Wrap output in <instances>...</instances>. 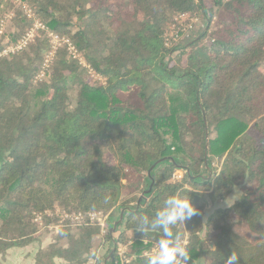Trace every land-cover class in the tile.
<instances>
[{
	"label": "trees",
	"instance_id": "16d2710c",
	"mask_svg": "<svg viewBox=\"0 0 264 264\" xmlns=\"http://www.w3.org/2000/svg\"><path fill=\"white\" fill-rule=\"evenodd\" d=\"M116 11L89 0H0V31L9 22L17 29L0 34V54L31 31L29 14L47 30L0 57V255L40 242L37 219L46 225L59 209L108 216L110 229L122 214L118 238L109 231L102 243L106 264H120L122 246V264H145L160 233L135 232L133 216H152L181 193L199 210L185 221L194 264H225L233 251V264H264V0H213L211 7L204 0H122ZM215 18L222 35L206 40ZM198 20L207 29L199 35ZM112 22L114 34L106 26ZM51 34L62 40L55 53ZM70 45L101 82L72 59ZM223 159L219 174L206 179ZM178 168L184 180L169 183ZM125 182L134 185L133 198H122ZM238 187L242 198L208 217L211 234L202 239L208 204ZM61 229L58 240L70 246L40 251L38 264L95 257L100 225L88 218L78 233ZM174 231L185 238L180 224Z\"/></svg>",
	"mask_w": 264,
	"mask_h": 264
},
{
	"label": "rangeland",
	"instance_id": "374dc122",
	"mask_svg": "<svg viewBox=\"0 0 264 264\" xmlns=\"http://www.w3.org/2000/svg\"><path fill=\"white\" fill-rule=\"evenodd\" d=\"M89 1L91 2V5L93 6V8H96V6H100V5L103 6V5H106L107 3H109V4H111V7L114 8V10H117L116 12H118L120 6L122 5V0H89ZM204 2H205L206 7H209V6L211 7V5H213V0H204ZM32 20H34V22H35L34 25L37 23L41 24L39 21L36 20V18L33 16V14H32L31 21ZM9 23H5V28L3 29L2 34H4V32H6V31H7L6 33L11 34L17 30L15 27V24H13V26H11V24H9ZM195 24L196 25H195L194 34L199 35L201 33L207 32L206 31L207 29L205 27L206 25L202 20L195 21ZM34 25L30 28V30H33V37L31 39L32 41L39 34V31H43L41 29L36 28ZM106 26L108 27V30H109V32H111V34L115 33L113 30V28L116 26L115 22H112L111 24L106 25ZM97 29L98 28L96 27V30ZM103 29H105V27H103L102 30ZM44 31H47V30H44ZM222 32H223V28L221 27L220 24H218L217 19L215 18L214 21L211 23V27L208 30V34H207L208 37L206 40H209L212 38H219V37H221ZM26 36L27 35H25V36L23 35V37L19 38L16 42H14V43L10 44L8 47H6L5 50H7V48L14 47L15 45L19 44ZM54 36H56V35H54ZM54 36L49 35V39H50V43L52 45L51 50L55 53L57 51V49L60 47L62 41H61V39L58 41V39H56ZM107 37H108V35H107ZM10 55H11L10 53L4 54V52H2L0 54V57L3 58V57H8ZM70 55H71L72 59L77 60L81 66H83L84 68H86L88 70L87 74L92 78L93 81H97V82L102 81L100 79V77H98L95 74L94 70L88 66L86 60L84 59V56L82 55V53H80L79 51L78 52L76 51V53H70ZM51 59H53L51 57V54L45 58V62L41 66L40 71L37 75V81H41V80L45 79V73H46L47 68H48V67H45V64L50 65ZM185 60H186V58H185ZM185 60H184V62H185ZM254 126H255V122L251 123L249 131H253L252 130L253 128L256 129ZM261 126L264 129V123H262ZM256 131L254 130V132H256ZM255 134L258 135L257 132ZM223 162H224V159L220 160V161H217V160L214 161V163L212 164V170L210 171V174L208 175L206 172H204L205 178L206 179L207 178L208 179H214L219 174V172L221 171ZM185 172L186 171L184 169H181V168H178L177 170H175L174 175L172 176V179L170 180L169 183H171V184L181 183L185 178V174H186ZM125 184L127 185V187L123 190L122 198L127 199V198H133V196H136L135 193H131V192H133L132 189L134 188V185L132 184L131 188H130V187H128L127 182H125ZM188 189H191V187H188ZM145 193H146V191L139 194L137 197V200L144 198L146 196ZM242 196H243V192L241 190V187H238L229 196V198L227 200L217 201L213 205L208 204V206H207L208 208L206 209L205 216L201 221V223L203 224V229L201 232V238L202 239L208 240L209 234H211L210 230L207 228V223H206L208 217L217 210L226 209V208L232 206L234 203L239 201L242 198ZM136 204H137L136 202H132L130 204V206L133 207ZM114 215L116 217H119L120 212L114 213ZM50 216H51L50 221L47 220L48 223L52 222V223H50V225H48V223L46 225H44L43 224L44 222L42 220L39 221L40 228H41L40 242L44 243L46 252H48L50 250L52 245H54L58 250L59 249H65V248H68L70 246L67 238H63V239L61 238L60 240H58V237L62 231L61 227L63 224L70 227V229L73 230V231L71 230L73 233H78L77 228H78L79 224H83L86 221H88V216L86 217V216L81 215L82 219L80 221H77L76 218L80 217V215L71 214V213L65 212V211L63 212V211H60L59 209H57V211H55V213H53V214L50 213ZM97 219L98 220H95L94 222L90 221L92 224H98V225L101 224L103 226L101 234L94 239V242H93L92 247H91V253L96 254L95 255L96 258L95 257L90 258L82 264H106L110 259V257H108V258L105 257V251L106 250L102 246V243L105 242L104 240L107 237L109 231H111L113 233L116 231H112L113 228L112 229L109 228V226L107 224L108 216H105L102 214H97ZM56 220H58V221H56ZM120 221L115 222V223L113 222L111 224V226L112 225L115 226L116 224L118 225ZM123 227L124 226H121L119 228V230L122 229ZM180 228L186 234L184 240L188 241L189 231L186 227V224L185 223L180 224ZM239 230L241 232H243L244 235L247 236V238L251 239L253 237V235H251L250 232L246 228L240 227ZM119 232H116L115 238H118ZM156 244H157V242H156ZM187 244H188V242H187ZM120 248L123 250L122 256H121V252L119 250ZM120 248L117 250V253H118V260H119L120 264H122L126 261L125 257H126V254L128 253V246H122ZM153 248L156 250V245H154ZM115 250L116 249H113V253H115Z\"/></svg>",
	"mask_w": 264,
	"mask_h": 264
},
{
	"label": "clouds",
	"instance_id": "9594fccd",
	"mask_svg": "<svg viewBox=\"0 0 264 264\" xmlns=\"http://www.w3.org/2000/svg\"><path fill=\"white\" fill-rule=\"evenodd\" d=\"M198 214L199 210L189 194L176 193L169 195L152 216L143 213L134 215L135 232L143 235L152 231L160 233L156 250L145 253V264H194L187 241L174 229ZM210 250L216 251L215 247ZM235 261H238V256L233 251L225 264Z\"/></svg>",
	"mask_w": 264,
	"mask_h": 264
},
{
	"label": "crops",
	"instance_id": "0c3cea01",
	"mask_svg": "<svg viewBox=\"0 0 264 264\" xmlns=\"http://www.w3.org/2000/svg\"><path fill=\"white\" fill-rule=\"evenodd\" d=\"M40 251H45L43 242H38L25 248L10 249L5 256L0 255V264H38L37 256ZM54 263L70 264L61 258H55Z\"/></svg>",
	"mask_w": 264,
	"mask_h": 264
},
{
	"label": "built area",
	"instance_id": "2783aa9c",
	"mask_svg": "<svg viewBox=\"0 0 264 264\" xmlns=\"http://www.w3.org/2000/svg\"><path fill=\"white\" fill-rule=\"evenodd\" d=\"M29 17H32V15H30L29 14ZM36 28H38V29H41V30H46V28H45V26L44 25H42V24H35L34 25ZM3 33V28L1 29V31H0V34H2ZM52 36H54L53 34H51ZM32 37H33V30H31L28 34H27V36L19 43V44H17L16 46H14V47H10V48H7V50H5L4 51V54H15V53H17V52H20V51H22V50H24L25 48H26V46L28 45V43H29V41L32 39ZM56 39H58V41L60 40V38L58 37V36H54ZM62 41V40H61ZM67 43V42H66ZM70 50L72 51V53H76V50L70 45ZM53 55V53H51V56ZM48 63V62H47ZM45 67H48V64H45ZM44 76V75H43ZM88 218L90 219V221L91 222H94L95 220H98L97 219V214H90V215H88ZM77 219V221H80L81 219H82V216L80 215V217H77L76 218ZM39 221H41V218L39 217L38 219H37V222H39ZM101 227H103L101 224H99ZM156 245V247H157V244H155ZM120 250V252H121V256L123 255V250L120 248L119 249ZM155 249L153 248V251H154Z\"/></svg>",
	"mask_w": 264,
	"mask_h": 264
},
{
	"label": "water",
	"instance_id": "95a60500",
	"mask_svg": "<svg viewBox=\"0 0 264 264\" xmlns=\"http://www.w3.org/2000/svg\"><path fill=\"white\" fill-rule=\"evenodd\" d=\"M148 192H149V191H148ZM148 192H146V193H148ZM146 193H145V194H146ZM145 194H144V195H145ZM122 220H123V215L121 214V221H122ZM117 226H118V225L116 224V225L114 226V228H113L112 231H116Z\"/></svg>",
	"mask_w": 264,
	"mask_h": 264
}]
</instances>
